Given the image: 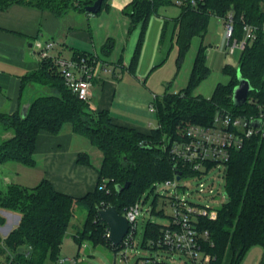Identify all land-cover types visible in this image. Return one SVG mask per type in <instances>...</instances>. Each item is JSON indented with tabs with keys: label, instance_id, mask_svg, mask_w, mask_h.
Wrapping results in <instances>:
<instances>
[{
	"label": "trees",
	"instance_id": "16d2710c",
	"mask_svg": "<svg viewBox=\"0 0 264 264\" xmlns=\"http://www.w3.org/2000/svg\"><path fill=\"white\" fill-rule=\"evenodd\" d=\"M95 1L0 0V10L13 3H21L61 16L73 9L86 11V7ZM106 2L102 1L101 9ZM172 3L181 6L175 34L178 67L193 37H205L212 16L224 19L232 11L238 39L243 36L244 22L258 25L264 22V0H132L124 12L131 19L130 30L140 22L142 30L131 67L134 68L138 61L149 17L161 6ZM112 47L113 42L109 40L103 47L105 54L110 53ZM82 57L97 56L79 51L73 54V59ZM239 68L253 89L246 104L237 107L232 95L239 83ZM210 72L207 45L202 44L187 87L178 93L166 92L155 97L153 104L158 126L143 132L115 123L108 110H97L79 98L66 84L54 56L40 59L39 68L21 78L22 91L28 84L39 85L27 115H21V107L13 114L0 112V164L17 162L35 166L39 133L45 130L58 134L66 123H70L75 133L87 138L103 155L98 183L94 191L73 197L58 191L45 178L33 187L6 182L0 188V226L7 221L2 213L5 210L18 212L20 221L6 236L0 232V254H8L10 264H47V259L57 263L67 229L75 215V205L83 206L88 212L83 228L73 235L78 244L86 240L94 246L107 245L115 252L124 247L123 243L112 245L107 235L108 226L98 216L99 208L114 205L124 214L155 183L174 176V160L162 147L165 138L182 139L191 124L208 125L218 111L245 115L259 112L258 103H264V34L259 31L257 37L246 44L240 53L238 66L226 64L223 67L230 80L219 83L210 98L193 95L195 88ZM8 133L10 135L6 136ZM78 161L92 165L89 154L84 151L79 152ZM224 177L225 202L218 208L215 218L203 217L199 222L200 229L209 233L204 249L213 256L214 264H240L251 247L260 245L264 264V137L253 136L242 148L232 150ZM127 182L129 186L118 191L117 186ZM165 226L148 222L140 246L157 250L148 242L157 240ZM21 246H26L25 251H18Z\"/></svg>",
	"mask_w": 264,
	"mask_h": 264
},
{
	"label": "crops",
	"instance_id": "0c3cea01",
	"mask_svg": "<svg viewBox=\"0 0 264 264\" xmlns=\"http://www.w3.org/2000/svg\"><path fill=\"white\" fill-rule=\"evenodd\" d=\"M131 1L107 0L97 13L73 9L61 16L21 3H13L0 10V112H17L22 100L39 89L35 83H31L22 91L21 78L39 68L40 58L33 44L35 40H44L48 36L45 40L54 41L51 53L56 58L70 59L75 51H79L99 59L88 101L93 108L108 110L115 123L143 132L156 128L158 120L155 118L157 124L154 125L152 116L156 117V114L151 111L150 105L157 95L178 93L187 87L197 51L204 44V38L200 37L197 49L192 50L197 36L193 37L178 67L175 34L181 6L177 3L161 6L148 19L138 61L134 68L131 67L142 30L141 22L130 30L131 19L125 14L124 8ZM218 23L224 29L223 19L218 18ZM109 40L113 42V47L110 53L105 54L103 47ZM223 53L218 52L212 60L222 72L226 64L238 65L239 59L234 62L227 49ZM210 56V46L207 45L209 67ZM207 78L195 88L193 95L210 98L217 85L222 83H211L208 89ZM92 146L87 138L73 131L70 123H66L58 134L42 130L35 150L36 165L23 166L31 170L24 172L26 182L20 184L33 187L45 178L58 191L73 197H82L94 191L103 155L100 151L95 153L94 158ZM83 151L89 154L92 165L79 163L78 154ZM6 180L10 181L7 177ZM19 221L20 217L17 225ZM159 261L160 264L164 263L160 256Z\"/></svg>",
	"mask_w": 264,
	"mask_h": 264
},
{
	"label": "built area",
	"instance_id": "2783aa9c",
	"mask_svg": "<svg viewBox=\"0 0 264 264\" xmlns=\"http://www.w3.org/2000/svg\"><path fill=\"white\" fill-rule=\"evenodd\" d=\"M223 21L229 54L235 53L237 49L241 52L248 42L257 37L259 31L264 34V22L261 25L244 22L243 36L238 39L235 35L234 13L230 11ZM33 45L38 57L42 59L52 56L51 52L55 43L53 40L37 39ZM54 58L66 84L79 98L89 101L99 59L97 57ZM251 101L255 102V100ZM258 108V113L250 115L228 110L218 111L208 125L191 124L182 139H164L162 147L169 152L176 168L172 178L161 181L164 188L170 192L172 214L168 216V223L160 237L157 240H150L149 245L168 253H180L186 258L185 264H214L213 256L206 252L203 246L209 233L206 229H200L199 222L203 217L215 218L218 208L212 209L209 206L195 204L185 195H181L185 192V186L180 185V181L200 179L214 166H223V174H225L232 150L242 148L246 140L253 136L264 137V103H258ZM150 109L155 112L153 103ZM257 120L260 121L259 125H255ZM184 171L188 173L185 174ZM179 174L180 179H177ZM199 191L213 194L215 188L200 181ZM224 197H227L226 192ZM141 204L140 199L124 213L130 224L129 231L122 241L126 248L134 243ZM162 214L166 216L163 209ZM107 235H109V229ZM67 260L72 261L73 264L77 262L76 258L65 257L60 258L58 264H64ZM137 264H160L159 255L142 256Z\"/></svg>",
	"mask_w": 264,
	"mask_h": 264
},
{
	"label": "rangeland",
	"instance_id": "374dc122",
	"mask_svg": "<svg viewBox=\"0 0 264 264\" xmlns=\"http://www.w3.org/2000/svg\"><path fill=\"white\" fill-rule=\"evenodd\" d=\"M48 36H45V39ZM44 39V40H45ZM201 38H197L193 41L192 50L197 49ZM196 44V45H195ZM204 44L210 46V60L208 61L212 72L207 78L208 89L211 88L209 84L219 82L226 83L229 76L223 73L219 66L212 63L215 54L222 52L227 49V41L224 36L223 26L218 23V18L212 16L209 28L206 36L204 37ZM240 50L237 49L235 53L229 54L232 56L234 62H237L240 56ZM224 54V53H223ZM238 66V65H237ZM36 88L39 87L35 83ZM33 92H31L32 94ZM154 125L157 124L155 115L152 116ZM9 136L10 133L5 134ZM91 153L94 156L98 154L100 150L96 146H92ZM90 153V154H91ZM95 158V156H94ZM17 162H8L0 164V188L4 187L7 180L22 183L26 182L24 178V172L31 170L28 167ZM24 168V169H23ZM27 170V171H26ZM224 167L214 166L207 173H205L200 179H189L181 180L180 185L185 186V192L181 195H185L191 202L201 205L209 206L212 209H217L222 206L225 202L226 192V179L224 177ZM6 180V181H5ZM203 181L206 185H211L215 188V193L210 194L209 192L199 191V182ZM37 183V182H36ZM105 181H103L104 185ZM170 192L164 188L162 182H158L151 189L146 191L141 198V211L137 219V231L134 238V243L129 247H122L118 252H115L111 247L107 245L94 246L86 240L82 241V244H78L74 239L73 235L83 228L85 219L87 217V210L81 205H75V215L71 220V223L67 229L66 236L61 246L60 258H76V264H135L138 257L159 255L164 262H170L174 264H183L186 260L180 253H168L164 250L157 249H145L138 244L143 242L146 226L148 222H155L160 224L168 223V216L172 214V207L169 200ZM154 209V211H153ZM165 212L164 216L161 211ZM213 212V211H212ZM3 214L7 218L5 225L0 227V232L3 236H6L8 231L12 230L17 225V220L20 217L18 212L5 210ZM26 246H21L18 251H25ZM8 254H0V264H10L7 259ZM263 248L260 245H255L250 248L240 264H262ZM47 264H58L53 262L51 259H47ZM64 264H73L72 261L67 260ZM75 264V263H74Z\"/></svg>",
	"mask_w": 264,
	"mask_h": 264
},
{
	"label": "water",
	"instance_id": "95a60500",
	"mask_svg": "<svg viewBox=\"0 0 264 264\" xmlns=\"http://www.w3.org/2000/svg\"><path fill=\"white\" fill-rule=\"evenodd\" d=\"M103 0H96L92 5L86 7V10L92 13H97L102 6ZM238 80L239 83L234 87L232 100L235 106L240 107L246 104L248 100L249 93L252 91L253 86L249 79L243 76L240 68L238 69ZM36 93H32L28 98H26L21 106V115L25 117L27 115L29 106ZM260 121L257 120L255 125H259ZM177 179H180V174ZM129 186L127 182L125 185H118V191ZM98 216L103 220L109 229V239L114 246H118L122 243L124 237L127 235L130 224L125 214H121L119 210L114 205H108L106 207H101L98 210Z\"/></svg>",
	"mask_w": 264,
	"mask_h": 264
}]
</instances>
